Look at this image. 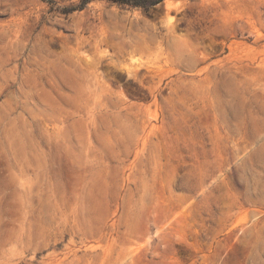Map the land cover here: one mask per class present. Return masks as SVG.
<instances>
[{"label":"rangeland","instance_id":"obj_1","mask_svg":"<svg viewBox=\"0 0 264 264\" xmlns=\"http://www.w3.org/2000/svg\"><path fill=\"white\" fill-rule=\"evenodd\" d=\"M80 2L0 0V264H264V0Z\"/></svg>","mask_w":264,"mask_h":264},{"label":"trees","instance_id":"obj_2","mask_svg":"<svg viewBox=\"0 0 264 264\" xmlns=\"http://www.w3.org/2000/svg\"><path fill=\"white\" fill-rule=\"evenodd\" d=\"M91 1H94V0H81V2L76 8L82 9L87 3ZM108 1H113L119 4L131 5L134 7H148V6L159 3L161 0H151L150 3L148 4H145L143 0H108Z\"/></svg>","mask_w":264,"mask_h":264}]
</instances>
